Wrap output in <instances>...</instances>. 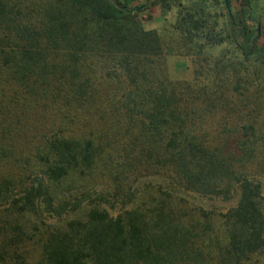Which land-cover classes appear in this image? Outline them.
<instances>
[{
	"label": "trees",
	"instance_id": "obj_1",
	"mask_svg": "<svg viewBox=\"0 0 264 264\" xmlns=\"http://www.w3.org/2000/svg\"><path fill=\"white\" fill-rule=\"evenodd\" d=\"M166 1L151 5L177 8L190 81L163 74L167 50L140 27L137 0H0V264H31L35 245L34 264H264L253 178L264 176L263 15L257 0ZM103 68L123 82L100 99ZM99 100L98 135L25 134L21 118L39 104L57 102L67 120ZM216 118L223 140L208 126ZM146 178L164 186L137 187ZM178 190L236 202L214 213Z\"/></svg>",
	"mask_w": 264,
	"mask_h": 264
},
{
	"label": "rangeland",
	"instance_id": "obj_2",
	"mask_svg": "<svg viewBox=\"0 0 264 264\" xmlns=\"http://www.w3.org/2000/svg\"><path fill=\"white\" fill-rule=\"evenodd\" d=\"M153 1L159 0H137L135 6L142 7V11L136 14V18L139 22V25L144 30H153L159 37V42L163 47V50H167L165 52L164 58L161 61V68L163 74L172 81H190L193 77L192 69L193 66L189 60V57L185 55V50L183 49V45L181 43L180 37L178 38V34L174 31L173 25L177 19L176 11L177 8L175 6L170 7L169 9L163 11L160 9L159 4L151 5ZM161 1V0H160ZM198 0H180V2L184 6H190L192 3ZM171 2L169 0L166 1ZM169 4V3H168ZM175 4V2H174ZM257 5L259 10L256 11V17L259 15L264 16V0H257ZM217 15H222L223 12L221 9L216 10ZM259 19V25L256 28V36H257V45H260L264 42V17ZM221 48H214L211 50H205L203 53L204 58L207 56L211 58H216L219 56ZM164 50V51H165ZM169 50V51H168ZM117 69L110 70V68H103L101 73L98 72V75L95 79L94 87L99 94V98L103 99L106 94L117 92L118 94V86L121 85L122 76L118 74ZM118 75L119 78H115V75ZM114 85V86H113ZM264 90V86L262 88ZM251 91H254L252 88ZM107 98V97H106ZM101 100L97 103L93 101H86L83 106H81L78 110L75 109L74 112L66 115L67 120L64 119V112H59L58 109H62L64 111L66 108L64 106L57 107V102H55L52 106H46L39 104L37 106L38 112L27 113L26 116L21 118V122L24 125V130H31V135L39 137L42 134H45L47 137H50L52 134H58L60 136L70 137V132L72 134L77 135H87L92 133V135H98V133L106 127L107 120V104L104 105ZM97 105V106H96ZM96 106V107H95ZM107 106V107H106ZM58 108V109H56ZM71 116V117H70ZM71 118V123H70ZM50 124L53 125V128H49ZM223 122L221 119H214L212 123L208 126L212 131H214V135L218 133V139L223 140V135L219 134L221 129H223ZM228 128L227 131H233L234 127L225 126ZM46 128H49L45 131ZM71 130V131H70ZM257 131L256 134H261L264 136V118L262 119V124L255 127ZM230 135V133H228ZM264 144V143H263ZM255 181L260 184V195L264 197V176H254ZM164 186V183L160 179L157 178H146L140 180L136 185L140 189L148 187H153L157 185ZM99 189V186L96 187ZM177 195L186 199L190 204L201 208L205 211H211L214 213H224L229 207H232L236 202V196L232 194L231 198L228 201H223L220 198L214 197H201L197 194L191 192L184 191H176ZM5 205L2 201H0V221L5 220ZM114 216L115 212H111ZM64 218V216H62ZM73 218V215L67 214L65 219H62L60 224H64L66 220ZM7 220V219H6ZM42 222L47 225L53 224L54 219L49 218V215L43 213L41 216ZM31 251L30 254V263L34 264L37 260V245L34 248L29 249Z\"/></svg>",
	"mask_w": 264,
	"mask_h": 264
}]
</instances>
